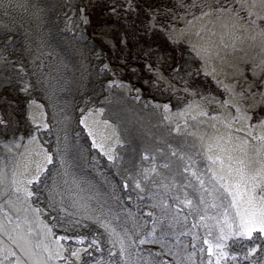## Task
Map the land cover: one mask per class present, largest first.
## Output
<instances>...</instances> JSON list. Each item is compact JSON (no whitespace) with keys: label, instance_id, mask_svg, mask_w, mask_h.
Listing matches in <instances>:
<instances>
[{"label":"rangeland","instance_id":"obj_1","mask_svg":"<svg viewBox=\"0 0 264 264\" xmlns=\"http://www.w3.org/2000/svg\"><path fill=\"white\" fill-rule=\"evenodd\" d=\"M9 2L13 6L5 8L4 4ZM195 2L197 5L206 4L204 11L208 12L207 5L215 6L217 3H225V0H195ZM86 7L88 6L84 0H0V118L9 122L6 131L0 125V167L7 165L10 172L12 164L18 158L15 148L9 152L3 146V142L10 140L15 128L18 127L17 119L11 111L12 107L19 103H14L12 95L8 94L14 92L25 101V104H22L26 109L25 121L33 129L34 124L31 116H37L42 122L48 123L49 128L43 129L39 137L43 147L55 153L59 144L60 151L55 153L54 163L48 165L46 169L45 179L49 184L55 177L62 189L74 193L82 201L90 202L93 208L100 209L102 207L105 211L110 210L112 216L120 218V223L127 220V226L130 229L133 227L132 221L135 220L137 224L151 230L152 217L147 214L153 212L157 218L155 232L157 241L163 236L167 245L174 249L184 250V245L187 244L186 250L190 252L193 250L191 231L197 230L192 229L194 223L192 216H189L186 222L184 220V214L189 211L187 206L181 204L180 208L183 211L179 213L177 209L168 210V216H176L179 221L178 223L173 221V226L170 227L168 219L161 218L163 208L151 207V200L148 198L147 192L141 194L144 196V200H138L137 192L139 190L135 189L134 184L125 188L124 178L128 177L129 173L135 175L138 169L149 167L155 163L157 173L154 174V179L157 184L163 183L162 178L171 177L173 173L177 174V180L182 183V177L190 178V173L183 172V168L188 164L187 157L189 155L196 161V170L204 171L208 161L202 150L200 155L196 154L200 148L198 137L201 135H226L228 130L224 128L221 121L230 120L229 112L231 115H235V109H223L215 103L209 104L207 101H199V97H193L194 100L200 102L202 108L208 110V116L199 117L196 121L189 119L187 127H185L181 118L175 115L171 120H165L162 108L156 109L152 104L146 107L145 102L149 100L159 103L170 102L171 113H176L177 107H183V104L188 99H192V96L178 93V96L184 98L177 99L172 96L171 90L161 91L164 88L163 83L157 90L147 87L145 81L152 78L150 74L146 76L148 72L145 69V64L149 63L148 61L143 62L142 67L132 66L126 71L116 64L102 47L97 46L89 37V33L86 31L87 24L85 25L79 20L81 8L85 9V15H87ZM234 7L238 8L239 4L234 3ZM194 12L198 19L194 20L191 26H186L185 21L180 20V23L175 26L173 40L176 43L186 41L188 45L189 42L200 45L205 43L216 45L219 55H212L208 58L207 71L211 73L215 69L217 78L225 83L231 84L236 81V91L239 93L246 87L247 81L253 78L250 70L251 64L258 63L260 59L264 58V53L260 51L259 47L252 46L251 41L242 34L235 50L231 46V38L225 36L224 43H227L229 47L224 48L220 43L223 29L219 24L213 23L215 12L212 11L205 17L199 16V7ZM239 15L247 18L246 11H240ZM186 19H191V16ZM5 26L10 30L8 35L13 37L12 41H8L7 36L4 35ZM181 29H184L183 32ZM198 30L199 35L196 34ZM6 43L9 45L7 51H5ZM153 51L152 49L148 52ZM121 57L122 55L120 59ZM159 57H162L161 63H166V59L170 60L167 56L165 58V55ZM194 58H197L198 61H194ZM105 63L112 71L116 72L115 76L112 71L101 72L100 67ZM185 63L189 65L187 70H192L188 87L193 89L192 83L197 76L194 69L201 68L203 61L193 53L192 56H187ZM18 65L24 66L27 73L25 79L32 85L29 94L18 91ZM132 69L137 71L133 73ZM160 69L165 77L171 79L170 72L167 69L164 70L161 64ZM201 73L204 74L203 69ZM244 76L247 77V81L243 78ZM209 77L212 79L211 75ZM117 79L131 85L133 90L109 88L108 81ZM261 79H264V76ZM140 82H142V87L139 86ZM172 82L178 88L184 87L179 80L174 79ZM136 88L141 90L142 100L138 101L134 98L137 95L134 91ZM212 94L221 100L225 98L223 89ZM236 99L239 100V97ZM33 100L35 103L30 105L29 101ZM7 101L10 102L6 104ZM245 103L251 104L252 101L249 99L241 102L242 111ZM39 105H43V108ZM89 108L93 109V113L88 117L87 122L93 129L96 141L104 143L106 147L117 137L121 141L115 149V161H109L99 148H93V137H90L84 126L80 124L81 116L85 115ZM100 108H103L104 111L97 113L95 110ZM247 110L250 113L257 112L264 116V104L260 108L249 107ZM214 112L221 113L217 120L210 119ZM104 121L108 123L105 124ZM243 123V121L235 123L233 132L235 128L242 127ZM252 123L255 124L256 121L253 120ZM177 124H179L178 131L175 130ZM212 124H216V128H212ZM27 133L29 134L30 131ZM244 134L243 132L235 133L239 136H244ZM20 136H24V143H27L25 134L16 135L17 138ZM253 143L255 142L253 141ZM28 150L33 153L29 168L30 171H34L35 161L41 159V157L35 156V152L39 151V148L35 144H28ZM217 151L218 149H213L214 153ZM19 152L24 153L25 148L22 146ZM146 154L149 159H144ZM60 157L64 160L63 166L58 162ZM165 164L169 167L165 168ZM169 182L171 181L169 180ZM143 183L148 191H157L153 187L152 181ZM187 190L191 192V189ZM160 191H163V188ZM175 194L173 191L169 198ZM180 194L182 196L183 193ZM129 195L131 199H129ZM7 199L6 196L4 201ZM5 207L7 208V205ZM18 207L19 211L11 210L14 223L9 228L14 227L15 217L18 215L21 218V228L27 231L28 225L23 222L26 213L22 205ZM69 210L73 209L69 208ZM5 215L6 213H0V219H4ZM27 215L31 218L30 213ZM198 219L197 217L196 220L198 221ZM86 223L90 225V228L83 229V231L88 234L96 232L104 249L99 254L94 252L93 258L99 259L102 255L107 260L109 246L106 243L104 230L91 221H86ZM161 228L164 229L163 232ZM54 231L57 235L62 234L60 228H56ZM198 235L203 237L204 231L200 229ZM0 239L5 240L7 237L3 236ZM197 244L205 248L204 261L207 264V245L203 244V239H199ZM140 248L142 257H148L149 253L160 252L163 253L159 257L160 260L171 261L173 259L167 255L166 249L162 248L160 243L146 241L140 245ZM230 250L240 252V246L230 243ZM133 251L135 250L133 249ZM115 258L118 259V256ZM200 258L199 247H197L194 260L199 261ZM84 259H88V257H84ZM224 260L226 264H252L256 260H264V252L257 248V251L251 254L249 261L244 260L242 252L236 261H232L228 257H225Z\"/></svg>","mask_w":264,"mask_h":264},{"label":"snow or ice","instance_id":"obj_2","mask_svg":"<svg viewBox=\"0 0 264 264\" xmlns=\"http://www.w3.org/2000/svg\"><path fill=\"white\" fill-rule=\"evenodd\" d=\"M234 3H238L239 7H234ZM113 4L114 6L110 7L109 11L118 16L117 8L120 5H116L115 0H113ZM10 6H13L10 2L4 4L5 8ZM123 7L129 12L136 11L133 0H127ZM175 7L183 9V11L175 13L171 8H165V12L171 13L173 20L185 21L186 26H191L192 22L198 19L194 12L197 7L200 8V17L208 16L210 12L214 11L213 23L219 24L223 29L220 43L224 48L229 47L227 43H224L225 36L231 38V46L235 50L242 34L251 41L252 46L259 47L260 51L264 53V0H225V3H217L215 6L207 5L208 12L204 11L206 5L203 3L197 5L195 0L188 4H185L183 0H177ZM146 11L150 17L147 22L148 31L151 32L153 29L159 28L169 41L175 43L173 40L175 25L157 23L160 8L148 5ZM240 11L247 12L246 19L239 15ZM188 16H191V19H186ZM79 20L85 25L89 23L84 8L80 9ZM5 29L4 35L7 36L8 41H12L13 37L8 35L10 30L6 26ZM183 30L181 29V32ZM196 34L199 35V30ZM8 46L6 43L5 51ZM189 47L196 57L203 61L201 68L194 69L196 75L199 76L203 69L204 76L211 75L218 89H223L225 96L221 100L211 92L207 95L201 92L199 101L215 103L223 109H235V115H231L229 112L230 120L221 121L224 128L228 130L227 134L198 137L200 148L196 154L200 155L202 150L208 163L205 165L204 171L198 172L196 161L189 155L187 157L188 164L183 168V172L190 173V178L182 177V183L177 180V174L173 173L171 177H163V183L157 184L154 179L157 166L153 163L149 167L138 169L135 175L129 173V176L124 178V187L128 188L130 184H134L135 189L139 190L137 198L141 201L144 200V196L141 194L147 192L148 198L151 200L150 206L163 208L161 218H167L170 227L173 226V221L177 223L179 221L176 216L169 217L168 210L177 209L179 213L183 211L180 208L181 204L187 206L189 211L184 214V220L186 222L188 217L192 216L194 220L192 229L197 230H190L193 250L187 251V244L184 245V250L174 249L165 243L163 236L157 241L155 236L157 218L153 212L147 214L152 217L151 230L137 224L135 220L132 221L133 227L130 229L127 226V220L120 223V218L112 216L110 210L105 211L102 207L100 209L93 208L90 202L82 201L74 193L62 189L55 177L49 184L45 179L46 169L48 165L54 163L55 153L60 151L59 144L55 153L43 147L39 137L41 131L48 129L49 125L29 113L34 129L28 134L27 143H24V136L17 138L15 134L10 140L3 142L4 148L9 152L13 148L17 150L18 158L12 164L10 174L6 170L7 165L0 167V198L8 197L0 204V213H6L4 219H0V237H7L6 241L0 239V264H205V248L198 246L199 239H203V244L207 245V264H226L225 257L236 261L241 252L244 260L249 261L251 254L255 253L257 248L264 252V116L257 112L250 113L247 110L249 107L260 108L264 104V79H261L264 76V58L260 59L258 63L251 64L250 70L253 78L247 81V77L244 76L243 78L247 81L246 87L237 93L236 81L231 84L225 83L217 78L215 69L211 73L207 71L208 58L212 55H219L216 45L211 43L200 45L189 42ZM161 59L162 57H157L156 66L151 63L145 64V69L152 77L145 81V85L152 90H157L163 83L162 92L171 90L172 96L181 100L184 97L178 96V93L195 97L196 90L188 87L192 76V70H187L189 65L177 62L175 67H171V79H169L163 75L160 69ZM18 67V91L29 94L32 85L25 79L27 73L24 66L18 65ZM100 70L101 72L112 71L107 63L102 64ZM131 71L135 73L137 70L132 69ZM112 74L115 76L116 72L112 71ZM241 75L243 74L241 73ZM174 79L179 80L184 87L178 88L172 82ZM108 87L133 90L131 85L118 79L108 81ZM134 91L137 93L134 98L138 101L142 100L141 90L136 88ZM237 97L239 100L236 99ZM257 97L260 99L257 100ZM249 99L252 103H245L242 111L241 102ZM33 103H35L34 100L29 101L30 105ZM149 104L154 105L156 109L162 108L165 120H171L173 115L181 118L185 127H187L189 119L196 121L199 117L208 116V110L202 108L200 102L194 99H188L183 107H177L176 113H171L170 102L159 103L151 100L145 102L146 107ZM39 107L43 108V105H39ZM95 111L102 113L104 109L100 108ZM92 113L93 109L89 108L87 113L81 116L80 124L84 126L88 135L93 137V148H99L109 161H115V149L121 141L117 137L107 147L102 142L98 143L93 135V129L87 122ZM220 116L221 113L214 112L210 119L217 120ZM253 120L256 121L255 124L252 123ZM241 121L244 122L243 126L235 128L233 132V125ZM8 123L7 120L0 118V125L3 126L4 131L7 130ZM104 123L108 122L104 121ZM211 127L216 128V124H212ZM175 130H179V124ZM241 132L245 133L244 136L235 135V133ZM28 144H35L39 148V151L35 152V156L41 157V159L35 161L34 171H30L29 168L33 153L28 150ZM22 146L25 148L24 153L19 152ZM213 149H218V151L214 153ZM144 159H149L147 154ZM58 162L61 166L64 165L62 157ZM164 167L169 166L165 164ZM147 181H152L153 187L157 191H148L143 183ZM65 183L67 182L65 181ZM161 188L163 191H160ZM187 189H191V192ZM173 191L176 194L169 198ZM129 199H131L130 195ZM19 205L23 206L26 213L23 222L28 225L27 231L21 228V218L18 215L15 217L14 227L9 228L14 223L11 210L19 211ZM69 208L73 210L70 211ZM29 213L31 218L27 215ZM86 221H91L104 230L106 243L109 246L107 260L102 255L99 259L93 258L94 252L99 254L104 249L96 232L88 234L83 231V229L90 228ZM56 228L62 229V234L57 235L54 231ZM200 229L204 231L203 237L198 235ZM161 231L163 232L164 229L161 228ZM146 241L160 243L161 247L166 249L167 255L173 259L171 261L160 260L159 257L163 254L160 252L149 253L148 257H142L140 245ZM230 243L239 245L240 252L231 251ZM197 247H199L201 257L199 261L194 260ZM116 256L118 259L115 258ZM84 257H88V259H84ZM252 264H264V260H256Z\"/></svg>","mask_w":264,"mask_h":264},{"label":"trees","instance_id":"obj_3","mask_svg":"<svg viewBox=\"0 0 264 264\" xmlns=\"http://www.w3.org/2000/svg\"><path fill=\"white\" fill-rule=\"evenodd\" d=\"M84 2L88 6L86 14L89 23L86 26V31L89 33V37L125 71L132 66L142 67L145 61L155 66L157 57L165 55V58L167 56L170 60L166 59V63L160 62V64L164 70L167 69L171 73V67H175L177 62L185 63L187 56L193 55L186 41L173 43L159 28L153 29L151 32L148 31L147 22L150 19L146 11L148 5L160 8L158 24H174L176 26L180 23V19L173 20L171 13L165 12V8H171L173 12L181 13L183 9L175 7L177 0H133L136 11L131 12L126 11L123 7L127 0H115V4L120 5L117 8L118 16L109 11V8L114 6L113 0H84ZM183 2L191 3L192 0H183ZM152 49L154 51L149 53L148 51ZM194 61H198V59L194 58ZM146 76H149V73ZM139 86H143L142 82ZM192 87L196 90V98L201 92L207 95L209 92L220 90L215 82L209 76L205 77L203 73L195 76ZM8 94L12 95L14 103H19L13 106L11 111L17 119L18 126L17 129L15 128L14 134L24 133L27 137V132H31L33 128L25 121L26 109L22 106L25 101L14 92ZM8 102L10 101L5 103ZM4 107L7 106L4 105ZM5 197L0 200V204L3 203Z\"/></svg>","mask_w":264,"mask_h":264}]
</instances>
